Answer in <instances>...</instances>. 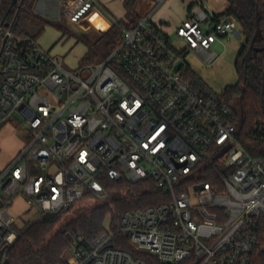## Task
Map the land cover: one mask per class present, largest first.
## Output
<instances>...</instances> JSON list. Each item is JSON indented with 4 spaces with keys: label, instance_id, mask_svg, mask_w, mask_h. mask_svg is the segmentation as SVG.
Returning <instances> with one entry per match:
<instances>
[{
    "label": "built area",
    "instance_id": "2783aa9c",
    "mask_svg": "<svg viewBox=\"0 0 264 264\" xmlns=\"http://www.w3.org/2000/svg\"><path fill=\"white\" fill-rule=\"evenodd\" d=\"M165 1L143 0L141 21L123 30L108 58L71 70L0 23V128L15 118L26 135L0 167V264L46 213L62 215L88 193L106 198L105 181L124 177L152 179L169 200L125 212L120 227L108 226L90 247L78 237L67 264H149L146 256L162 264H264V158L240 145L231 106L190 77L187 61L199 56L212 66L214 45L240 25L203 0L171 38L151 21ZM60 10L80 35L102 38L118 23L99 0H65ZM226 155L218 182L204 181ZM20 199L26 211L14 215ZM117 235L133 252L115 247Z\"/></svg>",
    "mask_w": 264,
    "mask_h": 264
},
{
    "label": "trees",
    "instance_id": "16d2710c",
    "mask_svg": "<svg viewBox=\"0 0 264 264\" xmlns=\"http://www.w3.org/2000/svg\"><path fill=\"white\" fill-rule=\"evenodd\" d=\"M37 1L39 0H19L18 5L13 6L11 0H4L0 7V23L14 24L19 36H29L37 40L49 24L47 19L30 13L31 6ZM227 1L229 8L219 18L238 22L244 35V45L235 62L238 82L228 86L222 97L234 112L240 145L252 156L264 158V0H255L256 4L249 0ZM57 2L58 0H52L48 4L50 6ZM137 3L138 0H131L126 4L129 22L118 21L103 36L108 40L109 46L114 44V49L123 40V30L136 27L141 21V16L135 11ZM256 6L260 11L261 34L254 43L257 54L253 53L248 59V51L257 30ZM2 43L0 35V53ZM93 58L90 50L82 64L91 63ZM190 77L197 76L192 72ZM2 80L0 73V84ZM236 102L240 103L241 116L236 110ZM218 172L220 171L213 164L206 170L204 181L217 183ZM104 184L108 195L103 204L79 215L59 229L55 228L56 222L33 225L9 249L8 264H67L65 255L73 248L78 237L82 239L83 248L90 247L107 230V226L117 230L125 212L156 206L169 200L152 179L134 183L124 177L119 181L106 180ZM89 197L94 196L88 193L86 198ZM117 238L119 242L115 243V247L133 252L125 236L117 235ZM146 257L149 264H162L156 257Z\"/></svg>",
    "mask_w": 264,
    "mask_h": 264
},
{
    "label": "rangeland",
    "instance_id": "374dc122",
    "mask_svg": "<svg viewBox=\"0 0 264 264\" xmlns=\"http://www.w3.org/2000/svg\"><path fill=\"white\" fill-rule=\"evenodd\" d=\"M49 0L48 2H51ZM53 5V4H51ZM52 12L49 14L48 10H45V17L53 20L58 29H60L68 40L64 45H59L58 48L63 47L66 54V64L64 67L66 69L71 70L68 66L70 62L73 61L77 63L74 59V56L83 57L86 50H91L94 58L91 60V63L87 64H99L102 58H108L110 54L113 52L114 44L108 45V40L104 37L99 38L95 34L92 33H83L82 35L78 34V32L73 31L70 26L67 24L66 19L61 15V10L59 6V0L57 3L53 5ZM30 13L34 16L42 17L41 8L39 7V1L35 2L31 9ZM156 20L153 18V24L160 29L161 26L159 24L154 23ZM175 28L171 31V35H175ZM174 33V34H173ZM83 40H80V38ZM174 38V36H173ZM223 44H216L213 47V51L219 56V59L212 65H206L205 59L199 56H191L187 59L188 63L191 66L193 75L201 78L213 91L222 95L224 90L228 86H233L238 82V76L235 69V62L237 60L238 54L241 48L244 45V35L240 27L235 30V33L230 35L229 37L222 39ZM64 43V41H63ZM99 56H102L99 57ZM42 94H46L45 90L41 91ZM52 104L56 105V101L54 98L51 99ZM236 110L238 114L241 116V106L239 102L235 104ZM25 127L23 124L18 122L15 118H12L9 122H7L4 126L0 128V167L2 164L9 163L17 154L21 146L25 142ZM229 158V155L224 156L218 162L214 163L215 167L223 172L226 168V161ZM106 198H85L80 200L76 204H74L71 209L67 212L63 213L59 216L58 220H56V229L63 227L72 219L78 217L79 215L90 211L91 209L103 204L106 201ZM12 213H23L26 211L25 205H18L17 202L13 209ZM108 227V226H107ZM73 250L71 249L68 254L65 255V260L72 255Z\"/></svg>",
    "mask_w": 264,
    "mask_h": 264
},
{
    "label": "crops",
    "instance_id": "0c3cea01",
    "mask_svg": "<svg viewBox=\"0 0 264 264\" xmlns=\"http://www.w3.org/2000/svg\"><path fill=\"white\" fill-rule=\"evenodd\" d=\"M65 0H59V6ZM102 4L104 10L108 13V15L122 22H129L127 19V2L131 0H99ZM142 1L138 0V3L135 6V11L141 16L143 14L142 10ZM203 0H166L160 7H158L151 17V21L153 22V18L156 20L154 23L159 24L165 34L168 36L171 35V31L180 26L182 22H184L193 8L198 6H203ZM204 6H206L211 13L216 16H220L227 11L229 8V3L227 0H205ZM39 7L41 8V13L43 14V18L47 19L46 21L49 24L46 25L44 32L37 38V42L39 45L49 51L52 55L62 58L64 64H66V52L63 47L58 48L59 45H64L68 38L64 36V33L58 29L56 23L48 17H45V10H48V13L52 12L53 5L48 4V0H39ZM49 13V14H50ZM96 25L100 30L104 31L108 28L107 23L98 20L96 21ZM71 29L75 30L73 26H70ZM175 31V30H174ZM174 34V33H173ZM172 35L170 36L173 38ZM64 41V43H63ZM90 50H86L83 57L74 56V59L78 61L77 63L71 61L68 66L70 69H76L80 65H82L84 58L87 56ZM6 164H2L1 166H5ZM17 204L25 205L23 200H18ZM26 207V206H25ZM20 212L14 213V215H18Z\"/></svg>",
    "mask_w": 264,
    "mask_h": 264
},
{
    "label": "water",
    "instance_id": "95a60500",
    "mask_svg": "<svg viewBox=\"0 0 264 264\" xmlns=\"http://www.w3.org/2000/svg\"><path fill=\"white\" fill-rule=\"evenodd\" d=\"M252 4H256V1L255 0H249ZM12 2V5L13 6H17L18 3H19V0H11ZM256 24H257V30H256V33L253 37V40H252V43H251V46H250V49L248 51L249 53V58H251L252 54L254 53L255 55L257 54V51L254 49V43L257 39V37L261 34V27H260V11H259V8L256 6ZM1 54L2 52L0 53V59H1ZM228 150H225L224 152H222L218 157L217 159L221 158ZM203 186H199L197 187V189H202ZM60 214L59 213H46L44 216H43V221L44 222H55L56 220H58ZM4 253V250L2 251V254ZM9 261L6 259L4 261L3 264H8Z\"/></svg>",
    "mask_w": 264,
    "mask_h": 264
}]
</instances>
